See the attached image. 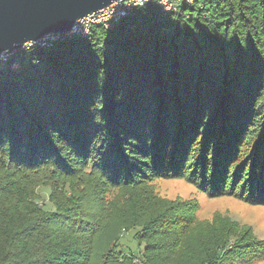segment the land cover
Listing matches in <instances>:
<instances>
[{
	"label": "trees",
	"instance_id": "obj_1",
	"mask_svg": "<svg viewBox=\"0 0 264 264\" xmlns=\"http://www.w3.org/2000/svg\"><path fill=\"white\" fill-rule=\"evenodd\" d=\"M115 25L0 64V264L264 260L251 226L155 189L264 206V0L151 4Z\"/></svg>",
	"mask_w": 264,
	"mask_h": 264
},
{
	"label": "water",
	"instance_id": "obj_2",
	"mask_svg": "<svg viewBox=\"0 0 264 264\" xmlns=\"http://www.w3.org/2000/svg\"><path fill=\"white\" fill-rule=\"evenodd\" d=\"M123 1L0 0V64L6 63L10 57L25 50L28 45L49 39L51 43L48 46H52L55 42L76 37V29L86 17ZM193 1L183 0L177 8L180 4H191ZM137 11L138 9L125 17ZM3 56L7 57L6 61L3 60Z\"/></svg>",
	"mask_w": 264,
	"mask_h": 264
},
{
	"label": "rangeland",
	"instance_id": "obj_3",
	"mask_svg": "<svg viewBox=\"0 0 264 264\" xmlns=\"http://www.w3.org/2000/svg\"><path fill=\"white\" fill-rule=\"evenodd\" d=\"M155 189L161 196L169 199L197 200L201 204L198 214L200 220H212L216 213H221L223 216H228L243 225L251 226L255 235L264 239V206L250 205L232 197L210 198L184 180H160L155 183ZM38 193L41 196L40 204H43L44 208L48 210H54L55 206L50 202V188L41 187L38 189ZM135 231L131 230L125 233L121 239L125 249L138 250L139 245L134 238ZM253 264H264V260Z\"/></svg>",
	"mask_w": 264,
	"mask_h": 264
},
{
	"label": "built area",
	"instance_id": "obj_4",
	"mask_svg": "<svg viewBox=\"0 0 264 264\" xmlns=\"http://www.w3.org/2000/svg\"><path fill=\"white\" fill-rule=\"evenodd\" d=\"M183 0H124L123 2L114 5L100 13L86 17L77 27L76 35L80 37H87L96 25H103L106 28L111 29L115 23L120 21L128 13L132 11L149 6L151 4H160L163 12H171L177 9V5L182 3ZM56 41V40H55ZM51 43L49 39L42 41L34 45H28L26 49L32 46H48ZM11 54L9 55V57ZM3 60L6 61L7 57L3 56ZM14 67H18L15 65Z\"/></svg>",
	"mask_w": 264,
	"mask_h": 264
}]
</instances>
